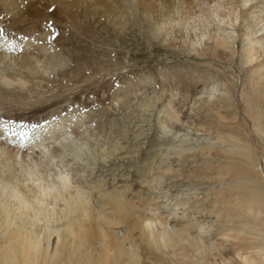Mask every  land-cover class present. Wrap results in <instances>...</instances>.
Segmentation results:
<instances>
[{
	"label": "rangeland",
	"instance_id": "rangeland-1",
	"mask_svg": "<svg viewBox=\"0 0 264 264\" xmlns=\"http://www.w3.org/2000/svg\"><path fill=\"white\" fill-rule=\"evenodd\" d=\"M9 1L0 0V75L10 80L0 81V142L5 135L26 143L30 149L20 148L18 158L30 166L35 160L36 177L66 180L94 214L112 220L116 210L104 206L103 189L121 191L137 206L144 200L135 215L154 211L165 222L151 223L156 230L201 221L202 202L218 189L216 153L234 141L227 135L252 153L254 177L264 181V110L251 89L264 74V46L245 50L264 39V25L246 40L240 16L250 9L249 24L259 20L264 0H243L241 8L233 0H132L128 7L120 0ZM221 37L227 43H215ZM51 119L68 122L80 147L57 155L58 140L31 142L32 128ZM17 167L9 162L10 182H26ZM208 218L200 223L215 225ZM166 249L156 254L168 258Z\"/></svg>",
	"mask_w": 264,
	"mask_h": 264
},
{
	"label": "bare ground",
	"instance_id": "bare-ground-1",
	"mask_svg": "<svg viewBox=\"0 0 264 264\" xmlns=\"http://www.w3.org/2000/svg\"><path fill=\"white\" fill-rule=\"evenodd\" d=\"M97 1L102 5L110 4L108 0ZM239 1L241 2L233 0L237 4L232 7H243V0ZM120 2L125 7L132 4V0ZM163 2L169 4V0ZM119 5L117 9L121 7ZM152 9L150 7L148 11L151 12ZM192 9L190 6L186 13ZM256 11L261 15L260 19L253 20L250 17L249 24L248 15L253 12L248 9L241 14L240 10L241 18L248 25L243 29L246 40L261 30L260 27L256 28L259 22H262L261 26L264 25V10L260 8ZM202 30L205 31V28ZM208 35L212 39L209 33ZM218 40L219 38L215 43H227L222 37V41ZM258 44L264 46V39L252 42L249 48H245L246 52L255 50ZM25 60L29 61L27 57ZM0 81L3 84L10 83L4 74L0 75ZM19 82L23 83L22 80ZM251 89L260 98L264 110V74L258 77ZM205 112L214 111L206 109ZM58 121L59 119H51L32 128H36L37 134L32 132L31 142L55 139L62 146L61 150L54 149L57 155L72 153V145L80 147L75 144L80 139L73 131L69 132L68 122L61 126ZM3 130L0 129V136L3 135ZM263 131L264 128L259 127L258 133ZM4 136L0 142V264H264V181L255 179V158L244 144L238 143L239 137L227 135L234 141H230L226 148H220L216 153L222 159L221 162L216 160L214 168V181L216 180L218 189H215L216 193L210 202L206 203L204 200L202 208L198 210L202 219L214 216L211 223L215 222V225L200 223L202 219L200 222L199 219H185L184 222L180 220L182 223L179 227L167 229L162 226L160 230H156L150 226L158 219L154 211H149L150 215L146 211L135 215L137 208L146 206L144 200H141L143 203L138 202L137 206L135 201H126L123 192H104L103 189L102 193L99 192L104 199L103 205L115 208L114 220L108 214L96 215L87 196L79 194V189L70 190L66 180L59 178L56 184L42 179V174L36 177L39 168L36 170L35 160L30 166L31 161L25 160V156L22 155L21 160L18 158V150L29 146L21 139L14 142L16 138ZM30 137L29 132L24 139ZM14 147L18 148L17 151H14ZM79 154L80 152L76 156ZM10 161L14 162V166H19L16 176L26 175L23 179L26 182H10L15 177V173L12 174L9 168ZM30 180L38 184L39 190L34 186L29 187ZM96 219L100 222L99 226L94 222ZM162 222L160 219V225ZM112 224L116 232L108 237V233L114 230ZM120 227H124V231L119 235L117 229ZM91 231L101 238L91 239ZM54 233L56 237L50 244V237ZM162 248L171 250L170 257L156 254L158 251L162 252Z\"/></svg>",
	"mask_w": 264,
	"mask_h": 264
}]
</instances>
